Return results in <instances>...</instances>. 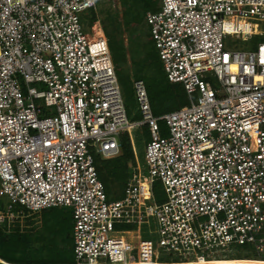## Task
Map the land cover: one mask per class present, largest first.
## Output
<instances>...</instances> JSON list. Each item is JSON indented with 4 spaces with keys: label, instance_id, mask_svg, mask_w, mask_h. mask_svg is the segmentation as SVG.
Returning a JSON list of instances; mask_svg holds the SVG:
<instances>
[{
    "label": "built area",
    "instance_id": "1",
    "mask_svg": "<svg viewBox=\"0 0 264 264\" xmlns=\"http://www.w3.org/2000/svg\"><path fill=\"white\" fill-rule=\"evenodd\" d=\"M98 1L0 0V226L22 211H71L72 259L36 264H264V32L256 30L264 0H158L145 16L149 38L189 103L155 117L134 81L136 122L126 117L106 38L99 28L95 39L84 33L82 14ZM253 36L263 38L254 49L225 39ZM136 127L150 134L144 165L137 160L122 197L108 200L99 164ZM153 219L158 245L193 260L154 261V245L141 240ZM234 246L252 257L228 258ZM218 251L224 258L203 254Z\"/></svg>",
    "mask_w": 264,
    "mask_h": 264
},
{
    "label": "rangeland",
    "instance_id": "2",
    "mask_svg": "<svg viewBox=\"0 0 264 264\" xmlns=\"http://www.w3.org/2000/svg\"><path fill=\"white\" fill-rule=\"evenodd\" d=\"M148 3V0H99L95 10L96 13L88 10L82 14L84 33L88 39L92 40L97 38L100 31L106 38L108 46L110 45L109 38L105 34L102 21L106 18L113 21L110 31L114 37L115 55H112L110 46L109 50L117 76H119L117 77L118 83L126 110V117L129 122L131 121V117L138 118L139 115L138 104L133 89L134 81L138 79L144 83L149 104L151 99L155 98L156 104L158 103L160 105V96L157 92L159 89L169 86L165 81L163 72L161 73L156 51L149 38V28L144 18V9ZM96 20L98 21V26H95L97 25ZM259 26L258 30L264 32V24ZM98 28L99 31H97ZM225 39L234 42L236 45L228 46H235L237 50L241 46H249L250 48L248 47L247 49H254L258 43L263 42V38L256 36L247 38L249 40L247 43H241L240 38L226 37ZM211 82L215 86L217 85L214 79ZM188 103V99L186 98L185 105ZM39 104L46 114H53L52 108H45L42 102ZM159 127L161 131L160 135L166 137L167 131L164 124L160 122ZM148 141L142 127H136L130 135L122 136L119 144L120 152L116 157L102 162L100 161L101 163L99 162L98 170L105 186L108 200H116L122 197L125 185L132 175L131 168L136 165L137 160L141 165H144V151ZM152 194L158 204H162L166 200L163 186L158 180L154 181ZM6 205L7 200L0 198L1 212H5ZM20 210L22 208L16 206L13 212H20ZM60 210H64L66 214H69V219L72 221V218H70L71 211L69 209L60 208ZM50 220V216L45 215L43 212L29 213L22 211L14 220L10 222L6 221L2 224L0 230L7 235L15 234L20 240L28 244L20 246L25 248L23 249L24 252L22 255L27 259H41L45 256H50L52 254H49V248L57 249L59 252L70 251V244L68 243L70 236H67V234L62 235L60 238L55 237L53 245H50V243L48 245L49 247L46 246L56 231L55 224L53 226ZM149 224V229L145 228V230L141 231V240L150 241L154 245V261L179 263L186 260H193L192 255L184 257L171 254L160 247L158 245L160 237L157 232V224L154 219L150 220ZM135 230L134 225H117L115 228L116 232L128 231L134 233ZM131 238L134 244L136 240L135 235L133 234ZM246 249L244 247L234 246L233 250L226 253V256L228 258L252 257L251 254H242ZM203 254L206 259L210 260L224 258L221 251L216 252L212 257L206 253ZM70 255L72 257V252L66 253L65 256L70 257Z\"/></svg>",
    "mask_w": 264,
    "mask_h": 264
},
{
    "label": "trees",
    "instance_id": "3",
    "mask_svg": "<svg viewBox=\"0 0 264 264\" xmlns=\"http://www.w3.org/2000/svg\"><path fill=\"white\" fill-rule=\"evenodd\" d=\"M149 3L146 5L144 12L145 16L147 13H153L156 11L158 6V0H148ZM93 13H96V11L91 10ZM91 12V13H92ZM92 13V14H93ZM145 18V17H144ZM111 24H113V21L109 18H106L102 21V25L105 31V34L109 38L110 43V49L112 51V55H115V49L113 44V36L111 34ZM161 73L163 72L162 66L160 62L158 61ZM164 74V72H163ZM117 76V73H116ZM119 77V76H117ZM165 77V76H164ZM118 79V78H117ZM138 80V79H137ZM165 81L169 84V86L164 87L163 89H159L157 94L160 96V105L157 103L155 98L151 99L150 105H151V111L153 112L154 116H160L161 114H167L170 112H173L181 107H183L186 103V95L185 92L179 84H170L166 78ZM187 105V104H186ZM160 106V107H159ZM163 107V108H162ZM130 122H136L140 120V117L138 115V118H130ZM144 130V135L148 140H150V134L148 132V129L146 127H142ZM149 142V141H148ZM147 142V143H148ZM45 215L50 216L51 223L54 226L56 231L54 232V236L51 240H49L48 245H53L55 242V237L60 238L62 235L67 234L69 237V246L70 251H63L59 252L57 249H48L49 254H52L50 256H45L44 258H38V259H27L23 257V252L25 248L20 247L21 245H28L25 241L20 240L19 237L15 234L7 235L6 233H3L0 230V258L12 262H18V263H30V264H36V263H61L70 261L72 259L71 255L70 257L65 256L66 253L72 252V221L69 219V214H66L64 210L60 209H48L41 211ZM71 218V217H70ZM71 233V234H70ZM21 253V254H20Z\"/></svg>",
    "mask_w": 264,
    "mask_h": 264
},
{
    "label": "bare ground",
    "instance_id": "4",
    "mask_svg": "<svg viewBox=\"0 0 264 264\" xmlns=\"http://www.w3.org/2000/svg\"><path fill=\"white\" fill-rule=\"evenodd\" d=\"M257 32L260 33L261 31L258 30V27L256 28ZM225 260H222L221 262H217V261H212L210 262V264H214V263H221V264H238L237 261H230V262H224ZM204 262H202L201 260L195 261V262H190L189 264H203Z\"/></svg>",
    "mask_w": 264,
    "mask_h": 264
}]
</instances>
